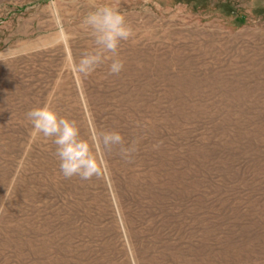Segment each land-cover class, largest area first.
Masks as SVG:
<instances>
[{"label": "rangeland", "instance_id": "obj_1", "mask_svg": "<svg viewBox=\"0 0 264 264\" xmlns=\"http://www.w3.org/2000/svg\"><path fill=\"white\" fill-rule=\"evenodd\" d=\"M97 2L135 35L83 78L87 0H0V264H264V0ZM49 99L137 151L65 179L25 118Z\"/></svg>", "mask_w": 264, "mask_h": 264}, {"label": "clouds", "instance_id": "obj_2", "mask_svg": "<svg viewBox=\"0 0 264 264\" xmlns=\"http://www.w3.org/2000/svg\"><path fill=\"white\" fill-rule=\"evenodd\" d=\"M87 3L90 10L83 17L81 28L91 36L92 47L83 51L78 60H73L72 70L87 78L107 65L109 75H119L125 67L120 56L121 42L129 41L135 31L118 5L98 3L97 0H87ZM8 58L7 53H0V61ZM25 118L31 125L32 139L43 137L55 146L59 171L65 179L78 177L87 181L98 178L106 157L113 151H118L129 161L137 151L135 142L127 144L124 136L114 129L94 127L83 136L79 122L61 115L51 99L42 106L30 108Z\"/></svg>", "mask_w": 264, "mask_h": 264}]
</instances>
